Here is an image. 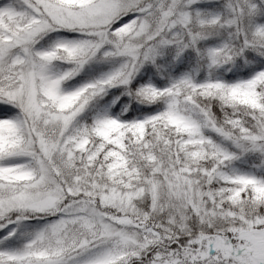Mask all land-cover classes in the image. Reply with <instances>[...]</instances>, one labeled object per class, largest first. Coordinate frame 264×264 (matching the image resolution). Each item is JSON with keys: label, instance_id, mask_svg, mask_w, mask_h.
Wrapping results in <instances>:
<instances>
[{"label": "snow or ice", "instance_id": "snow-or-ice-1", "mask_svg": "<svg viewBox=\"0 0 264 264\" xmlns=\"http://www.w3.org/2000/svg\"><path fill=\"white\" fill-rule=\"evenodd\" d=\"M0 264H264V0H0Z\"/></svg>", "mask_w": 264, "mask_h": 264}]
</instances>
